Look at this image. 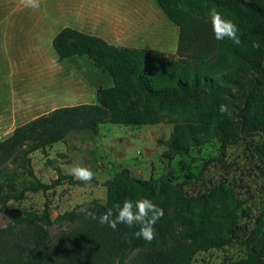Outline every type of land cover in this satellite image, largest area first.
<instances>
[{
    "label": "trees",
    "instance_id": "16d2710c",
    "mask_svg": "<svg viewBox=\"0 0 264 264\" xmlns=\"http://www.w3.org/2000/svg\"><path fill=\"white\" fill-rule=\"evenodd\" d=\"M155 1L178 26L174 58L163 59L156 50L110 44L69 26L54 35L51 45L59 59L85 56L111 76L112 84L98 88L96 102L56 107L15 127L0 140V208L9 201H20L28 192L46 193L61 179L75 181L61 174L58 167L57 179L40 181L30 165L32 152H44L55 142H66L72 132H96L101 123L144 125L165 112L187 116L174 125L166 142L168 152L184 154L190 147L215 140L219 143L217 157L221 158L227 146L243 140L264 170V0ZM211 7L237 24L239 44L213 38L207 15ZM221 103L227 107L224 113L218 111ZM203 171L174 183L165 175L137 178L122 168L103 183L107 187L106 203L83 207L99 217L126 198L142 195L152 199L164 214L154 225L151 242L135 237V226L118 224L113 230L91 219L82 208L64 211L52 221L44 202L41 212H24L27 226L11 237L8 253L0 250V261L192 264L198 251L230 244L240 217L239 204L233 203L237 200L223 186L204 192L203 206L192 210L186 187L201 181ZM221 189L226 195L219 200ZM215 201L221 205L216 212L212 209ZM54 221L65 222L66 227L51 234L49 227ZM242 243L244 255L222 264H264V212L254 219Z\"/></svg>",
    "mask_w": 264,
    "mask_h": 264
},
{
    "label": "rangeland",
    "instance_id": "374dc122",
    "mask_svg": "<svg viewBox=\"0 0 264 264\" xmlns=\"http://www.w3.org/2000/svg\"><path fill=\"white\" fill-rule=\"evenodd\" d=\"M7 1L8 4L3 1L0 7L2 12L32 10L47 13L48 18L37 46L16 47L18 62L13 76L17 92V123L59 106L94 103L98 88L112 84L111 76L95 67L85 56L58 58L50 40L64 26L110 35V24L105 20L110 13L116 14V21L126 18L128 24L125 29H138L139 47L134 48L156 50L163 59L176 56L178 26L166 17L155 0H38L37 8L26 7L25 0ZM130 7L137 8L139 13L136 14V10L132 12ZM89 15L92 18L96 16V21L90 23ZM186 118L185 115L165 112L158 120L144 125L105 122L96 132L89 129L72 132L66 142H55L44 152H32L30 165L42 182L50 183L57 179L55 167L61 174L71 176L69 169L77 165L90 169L93 179L79 182L71 176L74 182L64 178L46 193L28 192L20 201H9L0 208V250L8 253L6 249L13 242L11 237L27 226L23 221L24 212H41L44 202L48 204L52 221L64 211L77 210L93 202L105 204L108 194L103 183L122 168H128L137 178L165 175L174 183L193 178L203 168V179L186 187L192 210L203 206L204 192L223 186L237 200L233 203L235 206L239 204L240 217L230 244L198 251L192 264H222L242 257L245 252L242 241L252 228L254 219L264 212V170L250 155L243 140L227 146L221 158L217 157L219 143L215 140L190 147L184 154L168 152L166 142L174 125ZM191 118L188 115V119ZM7 168L13 167L8 165ZM223 189L219 200L226 195ZM217 202L212 205L214 212L221 208ZM65 227V222L54 221L49 230L54 234ZM0 264L9 263L4 260Z\"/></svg>",
    "mask_w": 264,
    "mask_h": 264
},
{
    "label": "crops",
    "instance_id": "0c3cea01",
    "mask_svg": "<svg viewBox=\"0 0 264 264\" xmlns=\"http://www.w3.org/2000/svg\"><path fill=\"white\" fill-rule=\"evenodd\" d=\"M3 1L9 3L7 0H0V7L4 4ZM130 9L132 12L136 10V14L139 13L137 8L130 7ZM118 14H120V11H118ZM115 17H118V15L113 16L110 13L105 20L106 23L110 24V35L97 34L89 30L85 32L97 35L110 44L139 47L137 44L139 43L138 29L135 31L131 30L130 27L125 29L128 24L126 18L124 17V21H116ZM47 21V13L42 14L32 10L21 12H14V10H4L2 12L0 10V140L10 135L15 127L33 119L17 123V92L14 83L15 77L13 76L18 62L16 47L37 46L41 42L40 37L45 31L44 26ZM88 21L90 23L95 22L96 16L92 18L89 15ZM75 29L81 31L80 28ZM25 37H28V39L26 40ZM25 110H27V106H25Z\"/></svg>",
    "mask_w": 264,
    "mask_h": 264
},
{
    "label": "clouds",
    "instance_id": "9594fccd",
    "mask_svg": "<svg viewBox=\"0 0 264 264\" xmlns=\"http://www.w3.org/2000/svg\"><path fill=\"white\" fill-rule=\"evenodd\" d=\"M25 6L31 8L39 7L38 0H25ZM208 23L215 40H224L227 38L234 44L240 43L238 35V26L232 19L224 16L215 7L208 9ZM255 47L256 45L253 44ZM218 111L224 113L227 111L225 104L218 106ZM69 175L81 182H88L93 179V172L87 167L73 166L69 169ZM93 220H98L100 224H106L109 228L115 230L118 224H123L128 228H137L133 235L139 239L151 242L155 235L154 225L163 216L161 207L153 202L152 199L145 196H137L135 199H124L114 203L111 208H107L99 217L94 212L81 209Z\"/></svg>",
    "mask_w": 264,
    "mask_h": 264
}]
</instances>
